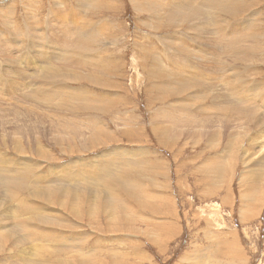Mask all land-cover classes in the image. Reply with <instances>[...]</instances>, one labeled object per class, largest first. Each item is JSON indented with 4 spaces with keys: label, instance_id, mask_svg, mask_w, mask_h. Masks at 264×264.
Returning <instances> with one entry per match:
<instances>
[{
    "label": "rangeland",
    "instance_id": "rangeland-1",
    "mask_svg": "<svg viewBox=\"0 0 264 264\" xmlns=\"http://www.w3.org/2000/svg\"><path fill=\"white\" fill-rule=\"evenodd\" d=\"M74 1L0 0L1 39L20 40L0 46V163H16L36 183L15 180L11 194L1 193L0 264H32L36 249L42 264H264V0L244 1L248 13L236 18L225 5L234 0L210 2L213 11L200 0L185 9L174 8L176 0H80L84 7L72 10ZM137 1L145 11L135 10ZM81 31L95 37L88 47L108 63L109 77L92 71L94 59L86 67L80 61L83 51L74 44ZM70 74L84 82H55ZM39 87L54 92L45 100L35 97ZM163 88L168 91L160 95ZM213 105L226 110L224 116ZM202 106L192 131L197 123L187 121L194 114L186 112ZM237 107L249 109V117L237 116ZM243 154L254 167L248 187ZM218 159L228 165L224 177L210 179L199 170ZM59 166L62 181L52 184L56 172L49 168ZM8 172L0 166V179ZM100 179L119 193L115 211L107 207L109 190ZM131 181L143 191H133ZM81 187L97 194L77 193L63 203ZM43 220L55 227L45 228ZM52 235L57 242L46 246Z\"/></svg>",
    "mask_w": 264,
    "mask_h": 264
},
{
    "label": "bare ground",
    "instance_id": "bare-ground-1",
    "mask_svg": "<svg viewBox=\"0 0 264 264\" xmlns=\"http://www.w3.org/2000/svg\"><path fill=\"white\" fill-rule=\"evenodd\" d=\"M81 1H89V2H91V0H81ZM80 0H75L74 1V3H72V5H69L68 6V8H70V9H72V10H80V9H82L84 6L82 5V2H81ZM151 1V0H150ZM158 1V0H157ZM192 1V0H191ZM191 1L190 0H176V4H175V6H173L174 8H179V7H184V9L185 8H187V7H185V5H190V4H188V3H191ZM237 1L238 0H234V1H231L230 3H226L225 5H226V7L228 6V5H230L231 6V8L232 9H230L232 12V14L234 13V18H236V17H240L241 15H242V13L241 12H244V11H246V13H248L247 12V7L245 6V4H244V1H246V0H243L242 2H243V5H242V7L241 6H236V3H237ZM248 1V0H247ZM92 2H93V0H92ZM96 2V1H95ZM138 2V1H137ZM193 2V1H192ZM200 6H202V5H204L206 8H207V10L206 11H213L214 10V8H212V4H209L210 2H212V3H215V0H200ZM217 2H219V3H225V2H223V1H221V0H217ZM141 2H138V4L135 6L136 7V11L137 12H142V11H145V7H142L141 6V4H140ZM169 3V2H168ZM158 4V3H157ZM178 4V5H177ZM199 5V2L197 3L196 2V5ZM246 4H248L249 5V3L247 2ZM256 4V3H255ZM144 5H145V3H144ZM159 5V4H158ZM164 5V4H163ZM162 5V6H163ZM193 5V4H192ZM247 5V6H248ZM254 5V4H253ZM253 5H250V6H253ZM108 6V5H107ZM157 5H156V3H155V6L154 7H156ZM161 6V7H162ZM194 6V5H193ZM67 7V6H66ZM106 7V6H105ZM194 7H196V6H194ZM194 7H190L191 9H189V11L191 10L192 11V8L194 9ZM225 7V6H224ZM163 8V7H162ZM8 8L6 7V10H7ZM183 9V10H184ZM228 9V8H227ZM151 10V9H150ZM52 11H53V13H54V11H55V7H53V9H52ZM1 12H3V14L4 15H6V16H9L10 14L9 13H7V11H5V10H2L1 9ZM183 12V11H182ZM241 13V14H240ZM76 14V13H75ZM62 15H64V14H62ZM229 15H230V12H229ZM228 15V16H229ZM246 15V14H245ZM57 16H58V14H57ZM149 16H151L150 14H149ZM59 17V16H58ZM55 18V17H54ZM57 18V17H56ZM159 18V16H156V21L158 22L160 19H158ZM9 20V19H8ZM54 20V19H53ZM73 20V19H72ZM75 20V19H74ZM174 20V19H173ZM183 20H184V18H183ZM257 20V19H256ZM255 20V21H256ZM169 21H170V19H169ZM176 21V20H175ZM260 21V20H259ZM55 22V21H54ZM61 22V21H60ZM143 22H145V23H147V21H143ZM164 22V21H163ZM189 22H191V19L189 18ZM11 20L9 21V23H8V25H11ZM106 23V22H105ZM188 23V22H187ZM254 23H256V22H254ZM13 24V23H12ZM70 24V23H69ZM72 24V23H71ZM80 24L81 25H83V22H80ZM88 24V23H87ZM185 24V23H184ZM215 24H216V27H217V23L215 22ZM261 24V23H260ZM29 25H31V24H29ZM28 25V26H29ZM92 25V24H91ZM143 25V24H142ZM145 25V24H144ZM171 25V24H170ZM262 25V24H261ZM57 26V25H56ZM110 26V25H109ZM160 26V25H159ZM167 26V25H166ZM165 26V27H166ZM83 27V26H82ZM148 27H150V29H153V27H151V26H148ZM180 27V26H179ZM29 28V27H28ZM87 28H90V27H87ZM155 28V27H154ZM60 29V28H59ZM84 29V28H83ZM156 29H158V28H156ZM182 29V28H181ZM252 29V28H251ZM153 30H155V29H153ZM175 30H177V29H175ZM222 30V29H221ZM26 31H27V29H26ZM34 31V30H33ZM157 31V30H156ZM155 32V31H154ZM241 32H243V29H242V31ZM27 33H28V31H27ZM251 33H252V31H251ZM1 34V33H0ZM14 34V33H13ZM16 35H19V31H17L16 32ZM23 35V34H22ZM233 35V34H232ZM6 36H7V34H6ZM20 36V35H19ZM250 36H251V34H250ZM34 37V36H33ZM3 38H5V37H3ZM15 38V37H14ZM16 38H18V37H16ZM180 38H182V37H180ZM245 38V37H244ZM249 38V37H248ZM7 39V38H6ZM95 39V37H93V35H92V33L91 32H85V33H82V31H81V34H80V36L79 37H77L76 38V40H75V43L76 44H74L75 46H76V48L79 50V51H83V54L81 55L83 58H80V61L82 60L83 61V63L85 62H89V61H91V60H93L94 59V61H92V63L93 64H91L90 65V67H91V69H92V71H94L95 73H97V76L99 77V73H101V76L102 77H104V75L106 76V77H109V75H108V73H106L107 72V67H108V63H105V62H103V60L100 58L99 59V57L94 53H92V52H90V49L91 48H89L88 47V45H89V43L90 42H92L93 40ZM183 39V38H182ZM188 39V38H187ZM226 39H228V38H226ZM231 39H236L235 37H232L231 36V38H230V40ZM255 39H257V38H255ZM159 40V39H158ZM229 40V39H228ZM1 41H3L2 39H1V36H0V42ZM244 41H245V39H244ZM6 42H8V41H6ZM16 42L19 44L20 43V40L18 39V40H16ZM16 42H14V44H16ZM99 42V41H98ZM2 43V42H1ZM0 43V46H3V45H6V46H9V47H11L12 45H14V44H8V43H5V41H3V43L1 44ZM74 43V42H73ZM248 43V42H247ZM250 43V42H249ZM30 44V43H29ZM45 44H47V43H45ZM142 44V43H141ZM17 45V44H16ZM230 46H234V45H236V43H233V44H229ZM229 45H227V46H229ZM242 45H243V43H242ZM41 46H45V45H41ZM96 47V46H95ZM4 48V47H3ZM38 48V47H37ZM99 48V47H98ZM148 48V47H147ZM245 48V47H244ZM8 49V48H7ZM21 49V48H20ZM19 49V50H20ZM180 49H181V47H180ZM150 50V49H149ZM1 51V50H0ZM6 51V50H5ZM93 51V50H92ZM94 51H95V49H94ZM13 52V51H12ZM46 54L48 53V51H47V49H45V51H44ZM84 52L86 53V54H84ZM147 52V51H146ZM229 52V51H228ZM0 53H2V52H0ZM45 53H43L42 55H44ZM247 53V52H246ZM98 54V53H97ZM150 54V53H149ZM231 55H232V53H230ZM12 55V54H11ZM17 55V54H16ZM101 55V54H100ZM229 55V54H228ZM263 55V54H262ZM14 56H15V54H14ZM32 57V56H31ZM10 59V58H9ZM32 59V58H31ZM37 61H39V62H41V60H42V58H41V56H40V59H36ZM79 60V59H78ZM250 60V59H249ZM36 61V62H37ZM81 61V62H82ZM100 61H101V63H100ZM78 63V62H76V64H79L80 66H82V63ZM154 62V61H153ZM253 62V61H252ZM1 63V62H0ZM84 63V64H85ZM90 63V62H89ZM192 63V62H191ZM186 64H188V63H186ZM242 65V64H241ZM253 65V64H252ZM244 66V65H243ZM261 66V65H260ZM38 67V66H37ZM39 67L40 68H43V66H41V65H39ZM39 67H38V70H39ZM85 67H86V64H85ZM89 67V66H88ZM114 67H115V69H116V67H118V66H116V64H114ZM82 68H83V66H82ZM85 69V68H84ZM186 69V68H185ZM192 70V69H191ZM99 72V73H98ZM53 73V72H52ZM192 73V72H191ZM161 74V73H160ZM198 74V73H197ZM226 74V73H225ZM227 74H229V73H227ZM71 75V74H70ZM118 75V74H117ZM16 76V75H15ZM61 76V75H60ZM59 76V79L57 78V80H55V82H58V81H60V80H62V81H68V82H76L77 84H81V83H83L84 82V79H82L83 77L82 76H76V75H71L72 77L69 79V77L68 78H66V77H60ZM262 76V75H261ZM14 77V76H13ZM197 77V76H196ZM52 78H54V77H52ZM48 79V78H47ZM194 79H196V78H194ZM230 79V78H229ZM88 80H89V78H88ZM105 80V79H104ZM199 80V79H198ZM220 80V79H219ZM223 80V79H222ZM227 80V79H226ZM46 81V80H45ZM90 81V80H89ZM254 81V80H253ZM1 83H2V81H0ZM107 82H108V80H107ZM60 83V82H59ZM226 82H224V86L226 85L225 84ZM252 83V82H251ZM250 83V84H251ZM254 83V82H253ZM256 83H258V82H256ZM64 84V83H63ZM195 84V83H194ZM249 84V85H250ZM98 85H100V84H98ZM190 85V84H189ZM262 85V84H261ZM113 86V85H112ZM231 86V85H230ZM232 86H233V84H232ZM108 87V86H107ZM199 88H201L202 87V85L200 84V86H198ZM251 87H252V85H251ZM254 87V86H253ZM257 87V86H256ZM62 88V87H61ZM94 88V87H93ZM96 88V87H95ZM191 88H192V85H191ZM229 88V87H228ZM227 88V89H228ZM242 88V87H241ZM240 88V89H241ZM255 88V87H254ZM253 88V89H254ZM263 88H264V85H263ZM239 88L237 89V90H240ZM256 89V88H255ZM68 90V89H67ZM217 90V89H216ZM33 91H37L35 88L33 89ZM167 91H168V89L166 88H163V90H160V92H159V94L161 95V94H165V93H167ZM53 92L54 91H50V92H46V91H43V90H40V87L38 88V91L37 92H35L36 94H35V97H37V96H39V97H41V98H44V100L46 99V98H49L50 96H52V94H53ZM57 92V91H56ZM63 92V91H62ZM68 92V91H67ZM254 92V91H253ZM98 93V92H97ZM216 93H218V92H216ZM227 93V92H226ZM255 93V92H254ZM263 93V92H262ZM59 94H61V93H59ZM58 94V95H59ZM63 94V93H62ZM70 94V93H69ZM94 94V93H93ZM100 94V93H99ZM110 94L111 93H108V94H106V95H103L104 96V98L106 97V96H110ZM228 94V93H227ZM251 95H253L252 93H250ZM256 94V93H255ZM75 95V94H74ZM184 95V94H183ZM219 95V94H218ZM231 95V94H230ZM68 96V95H67ZM72 96V95H71ZM91 96V95H90ZM212 96V95H211ZM249 96V95H248ZM61 97V96H60ZM66 97V96H65ZM76 97V96H75ZM74 97V98H75ZM88 97V96H87ZM92 97V96H91ZM210 97V96H209ZM242 97V96H241ZM247 97V96H246ZM62 98V97H61ZM72 98V97H71ZM77 98V97H76ZM82 98V97H81ZM81 98H79V99H81ZM94 98H95V96H94ZM215 98V97H214ZM232 98V97H231ZM261 98H263V97H261ZM65 99V98H64ZM68 99V98H67ZM92 99V98H91ZM108 99V98H107ZM106 99V100H107ZM110 99H111V97H110ZM105 100V101H106ZM109 100V99H108ZM158 100V99H157ZM210 100V99H209ZM237 100V99H236ZM244 100V99H243ZM248 100V99H247ZM246 100V101H247ZM69 101V100H68ZM71 101V100H70ZM102 101V100H101ZM215 101V100H214ZM217 101V100H216ZM249 101H251V100H248V103H249ZM260 101V100H259ZM263 101V100H262ZM67 102V101H66ZM103 102V101H102ZM221 102V101H220ZM264 102V101H263ZM73 103V102H72ZM97 103V102H96ZM100 103V102H99ZM98 103V104H99ZM109 103H111V102H109ZM203 103V102H202ZM222 103V102H221ZM252 103V102H251ZM256 103V102H255ZM259 104L261 103V102H258ZM103 104V103H102ZM204 104V103H203ZM214 104V103H213ZM240 104V103H239ZM262 104V103H261ZM74 105V104H73ZM215 105H217V104H215ZM219 106H220V103L218 104ZM228 105V104H227ZM230 105V104H229ZM241 105V104H240ZM245 105V104H244ZM251 105H253V104H251ZM258 105V104H257ZM192 105H190V107H191ZM199 106V105H198ZM206 106V105H205ZM211 106V105H210ZM246 106V105H245ZM33 107V106H32ZM73 107H75V106H73ZM106 107V106H105ZM252 107V106H251ZM251 107H250V109H251ZM259 107V106H258ZM261 107V106H260ZM206 108L207 107H203L202 106V108L201 107H199V108H197L196 110H194V112H192V111H187L186 112V114H194V118H192V117H189L188 115V120L187 121H190V122H192V119H194L195 120V122L197 123V125H194V126H192L191 127V129H192V131L193 130H196L197 131V129H196V127L198 126V124L201 122V118H199L198 116H197V112H203L202 110H206ZM227 108V107H226ZM233 108V107H232ZM253 108V107H252ZM100 109V108H99ZM211 109V108H210ZM212 111H215L216 112V114H220V115H222V116H224V114L226 113V110H222L223 108H218V107H216V106H212ZM229 109V108H228ZM259 109V108H258ZM257 109V110H258ZM193 110V109H192ZM228 111V110H227ZM230 111H231V108H230ZM233 111V110H232ZM244 111H247L248 113H246V112H244ZM255 111V110H254ZM205 113V112H204ZM229 113V112H228ZM231 113H233V112H231ZM230 113V114H231ZM234 114V113H233ZM236 114H237V116H244V117H249V109H245L244 107H242V109L240 108V107H237L236 108ZM253 114V113H252ZM232 115V114H231ZM251 115V114H250ZM179 117H183V115H181L180 114V116ZM262 117H263V115H262ZM238 118H240V117H238ZM253 118H256V117H253ZM160 119H161V117H160ZM232 119V118H231ZM178 120V119H177ZM197 120V121H196ZM252 120V119H251ZM250 120V121H251ZM263 120H264V118H263ZM155 121V120H154ZM166 121V123H164V124H168V121L167 120H165ZM254 121H255V119H254ZM161 123H162V119H161ZM183 123V122H182ZM251 123H252V121H251ZM157 124L159 125L160 124V122L159 121H157ZM163 124V123H162ZM187 124V123H186ZM258 125H259V123H258ZM160 126H161V124H160ZM186 126V125H185ZM260 126V125H259ZM157 127V126H156ZM166 127V126H165ZM178 127V126H177ZM167 128V127H166ZM168 128H171V126L169 125L168 126ZM172 128H174V125L172 126ZM180 128V127H179ZM258 128V127H257ZM175 135H176V137L178 136L179 137V131L178 132H176L178 129H170ZM259 130V129H258ZM50 131H52V132H54V129L52 128ZM191 131V130H190ZM185 132H186V129H185ZM198 133H199V131H198ZM261 133V132H260ZM186 134V133H185ZM162 135L164 136V137H170L171 136V133L168 131V130H164L163 132H162ZM163 137V138H164ZM172 137V136H171ZM90 138H91V140H95V138H96V135H95V131L94 132H92L91 133V135H90ZM107 139V141L109 142L110 141V138H108V137H104L103 139H100V140H104V139ZM99 140V139H98ZM250 140V139H249ZM238 141V140H237ZM210 145V144H209ZM53 146H56V142H54V144H53ZM243 146V145H242ZM252 146V145H251ZM255 146H256V144H255ZM256 148H257V146H256ZM236 149V148H235ZM261 149H262V147H261ZM231 150H232V148H230V152H231ZM238 152V151H237ZM242 153V152H241ZM43 156H46L45 154H44V151H42L41 153H40V157H43ZM229 156V155H228ZM241 158H242V161H243V175L242 176H244L245 177V182H243V185H245L246 183H247V187L249 186V181H247V180H252L255 176H252V177H249V171H251L254 167H251L250 165H249V158L248 157H246V155L245 154H243V156L241 155L240 156ZM116 158V157H115ZM19 159V165L20 166H25V169H26V166L27 167H29V168H31V170H34V168L33 167H30V165L28 164V162H26V161H22V160H24V159H20V158H18ZM14 160V159H13ZM227 160V159H226ZM188 161V160H187ZM103 162V161H102ZM241 162V161H240ZM263 164H264V160L263 161H261ZM208 163H210V165L209 164H205L202 168L203 169H199L200 171H206V172H208L209 173V175L210 176H208L210 179H214L216 176L217 177H219L220 175L221 176H223L224 177V174L225 173H227V170H229V168H228V165L226 166L225 165V162H223V159H218L217 161H212V160H210V162H208ZM129 164V163H128ZM37 165V164H36ZM125 165V164H124ZM0 166L4 169V170H7V171H9L8 172V177L7 178H4V179H0V196H2L1 195V193L4 191V193H3V195L6 193V189H8L7 190V193H6V195L5 196H7V195H9V194H11L12 192H13V189H14V187H15V180H17V181H19V182H21V183H24V184H31V185H35L36 183H32V180L30 179V180H28L29 179V177L27 176V171H24V170H22V169H20L19 168V166L18 165H16V163L13 165V164H10V162H9V160H6L5 162H1L0 163ZM62 166V165H61ZM258 166V165H257ZM124 167H126V166H124ZM133 167V166H132ZM57 168V167H56ZM56 168H54V167H50L49 169L50 170H52V171H55L56 172V178L55 179H53L52 181H53V183L52 184H56V183H58V182H61L62 180H60V178L62 177H60V175H59V173H58V171H59V169H60V166L58 167V169H56ZM129 168V167H128ZM48 169V168H47ZM63 169V168H62ZM224 171V172H223ZM264 171V170H263ZM262 171V172H263ZM54 172V173H55ZM73 172V171H72ZM46 173V172H45ZM261 173V172H260ZM42 174V173H41ZM49 174V173H48ZM52 173L50 172V175H51ZM63 174V173H62ZM263 174V173H262ZM39 175V174H38ZM54 175V174H53ZM74 175V174H73ZM88 175V174H87ZM91 175V174H90ZM259 175V174H258ZM44 176V175H43ZM46 176H48V175H46ZM64 176H66V175H64ZM63 176V177H64ZM70 176H71V174H70ZM69 176V177H70ZM106 176V175H105ZM241 176V175H240ZM260 176V175H259ZM27 177V178H26ZM90 177V176H89ZM88 177V178H89ZM22 178V179H21ZM92 178V177H91ZM106 178V177H105ZM115 178H117V177H114V179ZM260 178V177H259ZM259 178L258 177H256V182H257V180H259ZM38 179V178H37ZM96 179V180H95ZM95 179H93V180H95V181H97V178H95ZM113 179V180H114ZM208 179V178H207ZM26 180H28L27 182H25ZM63 180H65V179H63ZM69 180V179H68ZM98 180H99V178H98ZM110 180H112V179H110ZM109 180V181H110ZM201 180H203V181H205L206 182V179L204 178V179H201ZM33 181H34V179H33ZM43 181V180H42ZM51 181V182H52ZM67 181V180H66ZM35 182V181H34ZM50 182V183H51ZM100 182H103L104 183V185H105V187H106V189H108L109 191L108 192H106V198H107V200H109V202H110V204L111 205H108L107 207H108V209H111V210H113V211H115V209H117V208H115L116 206V204L119 206V203L121 202L119 199H118V195H119V193H118V195H114L113 193H114V189H113V185L111 184V183H109V185H108V179H104V180H102V179H100ZM40 183H42V182H40ZM83 183V182H82ZM81 183V184H82ZM47 184H49V183H47ZM83 184H85V182L83 183ZM254 185V183H251V185ZM256 184V183H255ZM94 185H96V184H94ZM93 185V186H94ZM100 185V184H99ZM129 185L132 187V189H133V191L134 190H137V191H143V190H141V185L139 184V183H136L135 181H131L130 183H129ZM242 185V186H243ZM77 186V185H76ZM85 187L86 186H88L87 184H85L84 185ZM119 186V185H118ZM123 187H122V189L121 190H123L124 189V191H126L127 190V186H128V184L127 183H123V185H122ZM78 187V186H77ZM77 187H75V190H76V188ZM85 187L84 188H82L81 187V189L80 190H78L77 192H73V191H71V192H69L66 196H65V198H64V200H63V203H69V202H71V199L73 198V197H75V198H79V196H77L78 194L77 193H83L82 194V196L81 197H83L84 196V194H87V195H95V194H97V192L96 191H93L92 192V190H91V192H87V191H83V190H86L85 189ZM92 187V186H91ZM101 187V186H100ZM87 188V187H86ZM95 188V187H94ZM93 188V189H94ZM99 188V187H98ZM97 188V189H98ZM78 189V188H77ZM88 189V188H87ZM104 189V188H103ZM79 191H81V192H79ZM98 191V190H97ZM99 191H102L103 192V190L101 189V188H99ZM92 193V194H91ZM81 195V194H80ZM101 197V195H99L97 198H100ZM144 198H147V196H143ZM154 198H158V197H156V196H153V198L152 199H154ZM243 198L244 199H246V201H245V203H243L242 204V206H241V213H242V217L244 218L245 216H243V215H246L247 213H249V194H248V197H247V195L246 196H243ZM138 199H140V196H138ZM243 199V200H244ZM144 200V199H143ZM242 200V201H243ZM147 202V201H146ZM101 209V207H100V205H97V209ZM115 208V209H114ZM72 210H74L73 209V207L72 208H70V211H72ZM103 210V209H102ZM98 212H99V210H97ZM117 211V210H116ZM101 213V212H100ZM248 217V216H247ZM243 218H242V221H243ZM246 219V218H245ZM42 224L45 226V228H48L49 229V226H52V227H55V224L53 223V221H51V220H43V222H42ZM56 227H62V225L61 224H59V225H57ZM63 228V227H62ZM51 230V229H50ZM23 233H25V232H23ZM41 233V232H40ZM47 233H50V232H47ZM61 237H63V236H61ZM73 238H76L75 236L73 237ZM73 238H68L69 240H71L72 242H75L76 240L75 239H73ZM53 239H55V237L52 235L51 237H49L48 238V240H46V241H48V242H46V246H52V243H49V242H54V241H52ZM57 241H56V239H55V242L54 243H56ZM45 243V242H44ZM38 245H40V243H38ZM52 250V249H51ZM40 251V249H36V251H35V255H34V257H33V263L32 264H42V261L39 259V254H38V252ZM46 251H48V250H46ZM50 251V250H49ZM48 251V252H49ZM54 251H55V249H54ZM43 252V251H42ZM51 252V251H50ZM203 253V252H202ZM26 254V253H25ZM41 254V253H40ZM43 254H45V253H43ZM28 255V254H27ZM27 255H26V257H27ZM24 263V262H23Z\"/></svg>",
    "mask_w": 264,
    "mask_h": 264
}]
</instances>
